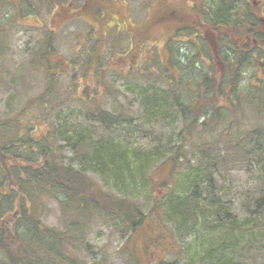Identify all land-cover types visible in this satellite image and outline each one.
<instances>
[{
    "label": "trees",
    "instance_id": "trees-1",
    "mask_svg": "<svg viewBox=\"0 0 264 264\" xmlns=\"http://www.w3.org/2000/svg\"><path fill=\"white\" fill-rule=\"evenodd\" d=\"M74 1H53L48 16L36 18L42 36L29 44L25 61L0 60V86L13 89L11 112L0 115V264H108L88 240L97 221L126 239L144 236L147 260L138 245H125L129 264H177L183 257L189 264H259L257 258L264 259V0H184L185 11L167 0H140L143 18L137 23L130 12L126 19L113 15L123 12L119 0ZM83 1L87 7H81ZM30 3L0 0V18L10 17L0 20V59L10 54L13 28L30 26L25 20L37 7ZM74 20L89 28L72 34L79 46L68 58L53 43L57 27ZM163 20L176 27L166 35L173 38L167 42L165 36L160 44L152 32ZM50 21L52 28L42 26ZM119 25L124 28L118 31ZM109 73L149 85L139 90L142 121L136 123L130 107L118 112L108 107L113 92H120L109 86ZM34 74L42 83L31 93ZM165 101L183 122L184 138L164 157L156 150H131L120 137L105 135L160 119ZM187 146L197 162L188 165L186 191L162 193L178 180ZM229 162L251 176L240 194L245 216L227 206L223 182L215 177L222 178L220 168ZM165 165L171 173L156 182L155 173ZM143 182L155 198L149 211L124 192ZM52 203L59 209L55 225L48 222ZM182 231L197 234V245L176 252L175 234Z\"/></svg>",
    "mask_w": 264,
    "mask_h": 264
},
{
    "label": "rangeland",
    "instance_id": "rangeland-1",
    "mask_svg": "<svg viewBox=\"0 0 264 264\" xmlns=\"http://www.w3.org/2000/svg\"><path fill=\"white\" fill-rule=\"evenodd\" d=\"M15 1V0H14ZM38 2L37 7L34 9V15H28L25 22L30 24V26H22L16 25L12 30V39H11V50L10 54L3 59L7 64H12L13 60L16 59L18 61H25L28 58L29 51L28 46L30 43H36V40L40 38L41 29H40V22L36 18H46L50 13L51 9L50 6L42 4L40 0H36ZM129 4L125 6L123 0H119V5L122 6L123 12L119 14L118 11L112 12L113 15L118 16L122 15L123 19L129 15V12L132 16V19L135 23H137L141 18H143V14L140 7V0H129ZM166 4L171 5L181 11H185L188 8V5L185 3L184 0H167ZM28 7V6H27ZM132 8V9H130ZM128 9V10H127ZM3 11V10H2ZM112 11V10H111ZM17 13V10L11 11L10 14ZM186 14V13H182ZM3 17L0 18L1 21L6 17V14L2 15ZM186 22V18H183ZM52 21V20H51ZM51 21L47 23H43L42 26H47V28H52ZM181 21V20H180ZM107 26H112L111 22L107 24ZM127 26V25H126ZM176 25L173 23V20H163L162 23L156 24L154 26V30L152 35H157L159 37V42L162 44L163 39L165 36L171 32ZM89 27L87 26V22H83L82 20H74L70 21L65 26L60 28L57 27L56 31L58 36L54 39L53 45L55 49L58 50L59 54H62L68 58L74 57V50L77 46H79V42L72 34H80L81 32H86ZM124 27L119 25L117 27L118 31L122 30ZM74 32V33H73ZM112 38H114V34H112ZM172 33L170 36H166V41L169 42L172 39ZM81 41H85L86 37H80ZM152 41V40H151ZM163 51V50H162ZM150 55L153 53L152 47L149 49ZM58 58V55L56 56ZM107 78V81L111 84L109 86H114L115 89L119 90L120 92L114 93V96H111L109 99V108L115 112L124 109V107H130V110L135 113L136 123L142 120L137 119V111L139 112V90L140 89H147L149 85L144 87L135 82H126L125 78H121L115 75H110ZM32 80H34V87L31 93H35L41 87V79L38 74H34ZM117 90V91H118ZM35 91V92H33ZM13 92V89L9 86H0V115H3L5 112L9 114L11 109L8 108L9 96ZM170 103V101H168ZM165 101L163 109V115L160 119L155 121H148L144 120V128H140L136 124L128 125L124 127V129H116L114 132L107 131L105 135H110L114 138L120 137L121 140L126 141V145L131 150H138V151H150L156 150L157 152H161V158L165 156L169 152L171 148L175 149L184 138L183 134H180V129L183 128L184 124L180 121L179 116L175 114L173 109L171 108V103L169 104ZM251 116V115H250ZM54 118H51L53 120ZM74 119V118H73ZM46 126H43L38 129L40 134L45 133ZM124 144V142H122ZM187 158L181 157L180 161L183 163L181 166V170H178V183L177 181L172 183V190L163 189L161 190L162 193L169 194H176L178 192L186 191V185H188L187 178L191 176L187 168L189 166H193L197 161L196 159V152L189 146L186 147ZM66 153L69 156H72V152L70 149L66 150ZM160 154V153H159ZM69 162H71L69 160ZM74 164L76 163L73 160ZM229 162L227 166L224 168H220L222 171V178L220 177L219 173L215 175L218 183L223 182V189L222 194L227 202V206L234 210L235 213H240V216H245L244 211L241 209V202L242 198L240 196L242 188L246 187L251 182V176L238 167L235 164H231ZM159 164V163H158ZM156 164V166L158 165ZM172 167L165 165L158 173H155V180L159 182L162 179H165L167 175L171 173ZM91 175V174H90ZM91 176H94L93 174ZM99 179V177H98ZM154 180V183H155ZM103 181V180H101ZM142 181V180H141ZM184 182V183H183ZM185 184V185H184ZM251 186V185H250ZM157 188L154 186L153 190ZM132 190V191H131ZM124 191L127 196H136L140 201L145 202L146 210H150L151 206L155 204L154 196L149 193V184L143 182L141 187L136 189H131ZM136 190V192H134ZM128 192V193H126ZM153 193V192H152ZM161 193V194H162ZM206 195H203L205 197ZM203 204H206V200H203ZM50 210V218L48 222L51 225H55L57 223L59 209L56 203H52ZM204 211L205 208H202ZM203 213H199L200 218L198 219L200 223L203 225L204 223V216ZM168 227L171 228V223L167 222ZM214 222L210 223L212 226ZM199 226V225H198ZM197 226V228H198ZM204 226V225H203ZM212 228V227H209ZM169 233V232H168ZM197 237V234H189L185 231H182L178 234H175V239L178 241V245L176 247V252L179 251V248L185 250V248L191 245H197L194 239ZM212 238H217L216 234H211ZM222 237V236H221ZM88 240L90 241L91 245L94 247L95 252H98V257L104 256L106 257L108 264H129L127 262V258L123 254L124 246L126 245L128 248L133 249L134 246L138 245L139 255L144 260H147V255L143 253L142 247H145V238L141 236L134 235L132 238H125L122 236L119 231L115 230L112 226H106L102 224L100 221H97L90 230V234L88 236ZM150 252V251H149ZM157 251H153L152 254L156 255ZM97 257V254H96ZM95 257V258H96ZM257 263L262 264L264 263V259L257 258ZM196 263V262H194ZM193 263V264H194ZM177 264H189L187 259L184 257L181 258Z\"/></svg>",
    "mask_w": 264,
    "mask_h": 264
},
{
    "label": "flooded vegetation",
    "instance_id": "flooded-vegetation-1",
    "mask_svg": "<svg viewBox=\"0 0 264 264\" xmlns=\"http://www.w3.org/2000/svg\"><path fill=\"white\" fill-rule=\"evenodd\" d=\"M15 1H18V2H21V4L24 2V1H26V2H28V1H30V0H15ZM41 2H42V4H44V2H45V5H51V3H53V1H56L57 3H59L61 0H40ZM76 1V0H75ZM74 1V2H75ZM31 3L34 5V4H38V2L36 1V0H31ZM30 3V4H31ZM54 4V3H53ZM87 7L88 6V2H86V1H83L82 3H81V7Z\"/></svg>",
    "mask_w": 264,
    "mask_h": 264
}]
</instances>
